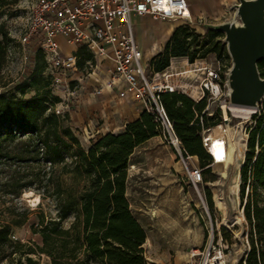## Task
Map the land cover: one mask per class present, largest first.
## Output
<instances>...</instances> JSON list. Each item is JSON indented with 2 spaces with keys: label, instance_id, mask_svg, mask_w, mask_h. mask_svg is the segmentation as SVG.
<instances>
[{
  "label": "trees",
  "instance_id": "16d2710c",
  "mask_svg": "<svg viewBox=\"0 0 264 264\" xmlns=\"http://www.w3.org/2000/svg\"><path fill=\"white\" fill-rule=\"evenodd\" d=\"M5 2L0 0V6ZM220 35L209 29L206 38L211 44ZM0 36L1 91L9 87L2 73L13 39L3 25ZM202 39L189 25L176 28L163 51L149 61L150 67L162 73L173 59L184 58L193 64L217 49L221 57L222 45L214 50L205 45L200 53L194 52V45ZM84 49L79 48L78 57L84 56ZM85 59L91 61L93 56ZM258 70L264 78V60ZM19 94L21 97L14 93L0 95V175H4L0 194L5 191L12 197L3 201L5 196H0L4 207L0 210V264L7 259L16 264H40L31 255L47 256L51 264H147L143 250L147 234L134 217L126 194L132 155L160 135L154 118L142 112L122 133L101 136L85 151L69 125V116L56 114L58 97L50 91L38 92L32 98H25V91ZM161 102L186 153L199 158L202 169L207 168L212 158L203 146L202 134L219 125L221 115L203 114L207 99L195 102L181 92L164 93ZM260 107L261 113L253 117L254 126L248 132V151L240 170V202L249 247L242 264H264V100ZM76 172L87 179V185L74 198L62 176ZM38 185L43 200L56 201L57 214L55 218L46 215L39 206L37 222L30 228L40 242L26 245L12 236L15 228L30 223V212L20 211L14 200ZM206 201L213 210L209 193ZM7 202L11 205L6 207ZM72 215L74 222L65 228L64 222Z\"/></svg>",
  "mask_w": 264,
  "mask_h": 264
},
{
  "label": "rangeland",
  "instance_id": "374dc122",
  "mask_svg": "<svg viewBox=\"0 0 264 264\" xmlns=\"http://www.w3.org/2000/svg\"><path fill=\"white\" fill-rule=\"evenodd\" d=\"M33 1L6 0L5 5L0 6V25L5 27L10 38L13 39L9 44L2 73L4 82L9 83V87L1 90L0 95L14 93L21 97L19 92L25 91L24 97L32 98L38 92L50 91L60 100L54 106V110L62 111L60 116H69V125L80 140L82 148L87 151L98 139L97 132L103 126L101 111L89 109L88 107L92 104L79 100L81 87L91 86L93 90L99 84L95 77H87V72H90L89 64L95 65L94 57L91 61H86L85 58L91 53L84 49V56L78 57L79 73L67 72L65 75L52 72L40 51L36 53L34 60L30 58L26 60L21 52L20 38ZM238 3L239 0H224L221 17L214 24L206 26L211 29L220 24L239 22L235 10V5ZM175 22L179 24L181 20H175ZM181 26L186 25L183 23ZM191 29L194 28L191 27ZM134 30L138 32L136 24ZM202 36L201 43L194 45L192 50L200 53L203 47L207 46L208 49L214 50L216 45L217 48L222 45L221 57L217 49V52L207 54L204 59H196L193 64L184 58L174 60L173 64L171 61L173 69L170 70L175 74L173 82L176 86H201L205 68H220L222 88L225 93L227 91L224 87L225 77L231 67V60L224 43L225 34L221 32V35L211 44L207 41L206 34ZM103 76L99 78L103 79ZM77 77L82 79L83 86L75 81ZM15 86L20 87L15 89ZM95 98L97 102H100L101 97ZM203 98L208 99V96ZM207 103L210 105L212 115L215 116L217 113L221 115V121L219 125L209 129L206 136L210 134L213 140L225 139L229 143V155L227 154V159L219 162V165L211 164L204 169L201 184L197 186L191 184L177 153L166 145L160 135L137 148L130 160L126 195L134 217L147 234V240L143 246L147 264H186L189 251L204 247L212 234L215 243L219 238L227 237V240L223 239V241L228 246L226 253L230 264H242L248 254L249 247L245 234L247 228L244 224L239 193L240 170L248 151V132L254 126L253 117L260 115L261 107L259 106L256 109L257 112L250 114L247 118H238L229 109L226 113L222 110L224 105H231L229 99L226 102L222 98L219 101ZM234 142H237V149L232 152ZM209 156L211 157L210 154ZM67 162L69 165L72 163L71 159ZM192 162L202 168L199 158H194ZM56 171L59 176L61 166H58ZM3 177L4 175H0V181L4 179ZM62 180L74 198H77L87 185V179L78 172L62 176ZM39 186L25 191L19 200H14V204H17L20 211L30 212V223L24 227L15 228L13 232L12 239L22 244L30 245L32 241L40 242L39 237L33 235L30 228L31 223L37 222L41 212L39 206L46 215L55 218L57 214L56 201L51 198L43 200V191H39ZM208 193L212 197L213 210H210L206 201ZM1 195L5 196L1 198L3 201L12 198L10 195L6 196L5 191H2ZM10 205L11 203L7 202L6 207ZM3 209L2 201H0V210ZM73 222L72 215L64 222L65 228H69ZM31 256L40 264H51L47 256ZM1 264L16 263L7 259Z\"/></svg>",
  "mask_w": 264,
  "mask_h": 264
},
{
  "label": "built area",
  "instance_id": "2783aa9c",
  "mask_svg": "<svg viewBox=\"0 0 264 264\" xmlns=\"http://www.w3.org/2000/svg\"><path fill=\"white\" fill-rule=\"evenodd\" d=\"M29 10L20 38L25 59L34 60L40 51L52 72L79 73L77 52L85 48L95 62V65L89 64L87 77L93 78L99 70H106L108 74L107 81L95 94L102 95L106 90L119 99L129 98L150 114L160 137L180 158L187 179L194 186L201 184L204 169L193 164L196 157L186 153L161 102L162 94L178 92L173 82L175 74L170 70L173 66L162 73L152 70L149 62L144 61L133 24L135 17H148L159 22L181 20L192 26L187 0H34ZM75 81L82 83L80 77ZM200 87L204 96H208L207 102L228 100V92L224 93L222 88L220 68H205ZM55 112L57 115L63 113L59 109ZM203 114L212 116L209 104ZM208 131L202 134L207 153ZM215 163L212 158V164ZM227 249L223 239L215 243L212 234L204 247L189 251L186 264H230Z\"/></svg>",
  "mask_w": 264,
  "mask_h": 264
},
{
  "label": "crops",
  "instance_id": "0c3cea01",
  "mask_svg": "<svg viewBox=\"0 0 264 264\" xmlns=\"http://www.w3.org/2000/svg\"><path fill=\"white\" fill-rule=\"evenodd\" d=\"M224 0H187L189 10L193 19V27L197 34L205 35L210 29L206 25L214 24L223 13ZM175 22V21H174ZM184 22L173 23V21L159 22L148 17H135L133 24L138 26V32H135L136 39L140 49L143 52L144 61L149 62L154 56L159 54L166 43L171 38L176 28L180 27ZM67 50L71 48L66 47ZM172 60V64L174 63ZM108 66L109 64L106 63ZM104 76H103V75ZM103 76V79L99 77ZM98 81V86L93 90L91 86L87 88L81 87L82 91L79 100L84 103L92 104L89 109H98L101 111L103 120L102 128L97 132L98 138L106 134H120L125 130L128 123L140 118L142 109L138 104L127 99H119L115 94L104 91L102 95H96L95 91L99 86L105 83L108 79L106 70H99L93 76ZM99 78V80L97 79ZM81 85V84H80ZM83 86V84L81 85ZM178 92L184 93L195 102L203 99L204 94L200 86L182 85L178 86ZM101 97L97 102L95 97ZM80 103V102H79Z\"/></svg>",
  "mask_w": 264,
  "mask_h": 264
},
{
  "label": "water",
  "instance_id": "95a60500",
  "mask_svg": "<svg viewBox=\"0 0 264 264\" xmlns=\"http://www.w3.org/2000/svg\"><path fill=\"white\" fill-rule=\"evenodd\" d=\"M235 10L239 22L211 29L225 34L231 60L225 77L230 104L257 109L264 100V78L258 70L264 60V0H239Z\"/></svg>",
  "mask_w": 264,
  "mask_h": 264
},
{
  "label": "bare ground",
  "instance_id": "6f19581e",
  "mask_svg": "<svg viewBox=\"0 0 264 264\" xmlns=\"http://www.w3.org/2000/svg\"><path fill=\"white\" fill-rule=\"evenodd\" d=\"M222 109L224 113L229 109V111L234 113L238 118H247L250 114L257 112L256 108H246L233 105H224ZM206 138H208L209 141L208 152L211 157L216 160L214 165H219V162H224L227 159V154L229 155V143L225 139L213 140L210 134H208ZM232 149V152L237 149V142H234Z\"/></svg>",
  "mask_w": 264,
  "mask_h": 264
}]
</instances>
